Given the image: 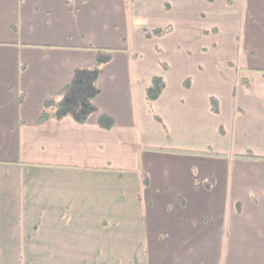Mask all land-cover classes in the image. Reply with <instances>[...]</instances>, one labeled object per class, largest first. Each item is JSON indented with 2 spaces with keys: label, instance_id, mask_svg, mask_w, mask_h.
I'll return each mask as SVG.
<instances>
[{
  "label": "crops",
  "instance_id": "crops-1",
  "mask_svg": "<svg viewBox=\"0 0 264 264\" xmlns=\"http://www.w3.org/2000/svg\"><path fill=\"white\" fill-rule=\"evenodd\" d=\"M98 50L97 113L37 126ZM135 256L264 264V0H0V264Z\"/></svg>",
  "mask_w": 264,
  "mask_h": 264
},
{
  "label": "trees",
  "instance_id": "trees-1",
  "mask_svg": "<svg viewBox=\"0 0 264 264\" xmlns=\"http://www.w3.org/2000/svg\"><path fill=\"white\" fill-rule=\"evenodd\" d=\"M171 32V27L157 29L149 33L148 37H164ZM112 58V51L98 50L97 60L92 68L78 70L70 84L45 102L44 111L37 126L50 120L63 121L65 119H73L78 124L85 125L90 117L97 113L95 100L99 95V77L103 67L109 64ZM165 89L166 83L163 79L155 77L152 80L151 86L146 92V100L151 111H153V104L161 98ZM99 126L104 130H111L115 126V121L109 116L102 115L99 119ZM211 186L210 182L206 184L209 189Z\"/></svg>",
  "mask_w": 264,
  "mask_h": 264
},
{
  "label": "rangeland",
  "instance_id": "rangeland-1",
  "mask_svg": "<svg viewBox=\"0 0 264 264\" xmlns=\"http://www.w3.org/2000/svg\"><path fill=\"white\" fill-rule=\"evenodd\" d=\"M140 37L139 36H137V40H140L139 39ZM134 41H135V39L133 40V38H130L129 39V43L130 44H132V45H134L135 46V44H134ZM141 41V40H140ZM140 50H142V45L140 46V48H139ZM145 52V54H147L146 53V51H144ZM154 139H156V138H154ZM133 187L131 186V185H129L128 187H127V191H126V195L127 196H129V191L130 192H132V189ZM27 190L29 191V186H27ZM130 197V196H129ZM47 199V198H46ZM26 203V202H25ZM33 205V206H31V207H28L29 205ZM45 204V202H44V197H42V196H36L35 194H34V192L32 191V193L30 194V196L28 197V199H27V207L28 208H37V207H40L41 208V210L43 209V208H45L46 206L44 205ZM126 209H128L129 210V206H127L126 207ZM130 212H132V211H130ZM30 214V212H28V215ZM132 216H133V213H132ZM134 216H135V213H134ZM35 218H36V220L38 219V220H40L41 219V216H40V212L39 213H37V215L35 216ZM134 230H135V228H133ZM126 230H129L128 228H126L124 225H121L120 227H119V229L118 230H115V233H117L118 235L119 234H121V236L123 235V234H125V232H126ZM107 236H112V232L110 233V234H108ZM119 237V236H118ZM116 263H118L119 264V261H110V264H116ZM133 264H138V260L136 259V256H135V259H134V263Z\"/></svg>",
  "mask_w": 264,
  "mask_h": 264
}]
</instances>
